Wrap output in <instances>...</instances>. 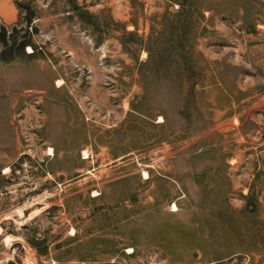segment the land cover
<instances>
[{
	"label": "rangeland",
	"instance_id": "obj_1",
	"mask_svg": "<svg viewBox=\"0 0 264 264\" xmlns=\"http://www.w3.org/2000/svg\"><path fill=\"white\" fill-rule=\"evenodd\" d=\"M22 1L0 264H264V0Z\"/></svg>",
	"mask_w": 264,
	"mask_h": 264
},
{
	"label": "trees",
	"instance_id": "obj_2",
	"mask_svg": "<svg viewBox=\"0 0 264 264\" xmlns=\"http://www.w3.org/2000/svg\"><path fill=\"white\" fill-rule=\"evenodd\" d=\"M15 5L18 9H22L24 8L26 10V22L30 23L32 20V16H34V11H32L31 7H30V3L26 2V1H22V0H16ZM76 5H74V10H78L79 7H75ZM0 42L3 45V50L0 54V60L1 61H5V62H9L14 60L16 57L22 56L24 54V48L26 46H31L33 47V53L28 54L26 56L32 57L35 54V50L36 47L35 45L32 43V41L30 39H25L20 41L19 43H12L9 46V40L6 36V29L5 27H3L0 31ZM180 52V51H178ZM178 52L175 53V55L177 56Z\"/></svg>",
	"mask_w": 264,
	"mask_h": 264
},
{
	"label": "crops",
	"instance_id": "obj_3",
	"mask_svg": "<svg viewBox=\"0 0 264 264\" xmlns=\"http://www.w3.org/2000/svg\"><path fill=\"white\" fill-rule=\"evenodd\" d=\"M15 0H0V17L5 23H13L18 17V12L14 6Z\"/></svg>",
	"mask_w": 264,
	"mask_h": 264
},
{
	"label": "bare ground",
	"instance_id": "obj_4",
	"mask_svg": "<svg viewBox=\"0 0 264 264\" xmlns=\"http://www.w3.org/2000/svg\"><path fill=\"white\" fill-rule=\"evenodd\" d=\"M28 51H29V52H32V48H31V47H28ZM58 84H60V83H58ZM160 120H162V119H160ZM50 150H51V149H50ZM49 154L52 155L53 152L51 151ZM87 157H88V153H87V151H84V158H87ZM8 170H9V168L7 167V168L5 169V171H8ZM143 174L145 175V177L147 176V172H146V171H144ZM174 209H176V205H174ZM4 240H5V242H9V241H10V237H9V236H6V237L4 238ZM9 243H10V242H9Z\"/></svg>",
	"mask_w": 264,
	"mask_h": 264
},
{
	"label": "built area",
	"instance_id": "obj_5",
	"mask_svg": "<svg viewBox=\"0 0 264 264\" xmlns=\"http://www.w3.org/2000/svg\"><path fill=\"white\" fill-rule=\"evenodd\" d=\"M47 5V3L45 4V6ZM26 264H36V260L34 257H30L28 258Z\"/></svg>",
	"mask_w": 264,
	"mask_h": 264
},
{
	"label": "water",
	"instance_id": "obj_6",
	"mask_svg": "<svg viewBox=\"0 0 264 264\" xmlns=\"http://www.w3.org/2000/svg\"><path fill=\"white\" fill-rule=\"evenodd\" d=\"M9 264H17V263H15V262H11V263H9Z\"/></svg>",
	"mask_w": 264,
	"mask_h": 264
}]
</instances>
